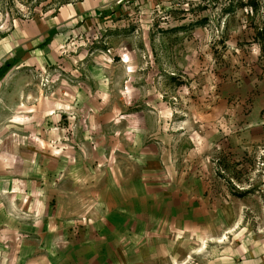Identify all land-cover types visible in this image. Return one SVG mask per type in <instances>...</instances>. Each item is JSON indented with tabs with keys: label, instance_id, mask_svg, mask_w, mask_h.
Listing matches in <instances>:
<instances>
[{
	"label": "rangeland",
	"instance_id": "obj_1",
	"mask_svg": "<svg viewBox=\"0 0 264 264\" xmlns=\"http://www.w3.org/2000/svg\"><path fill=\"white\" fill-rule=\"evenodd\" d=\"M19 49L0 264H264V0H0Z\"/></svg>",
	"mask_w": 264,
	"mask_h": 264
},
{
	"label": "trees",
	"instance_id": "obj_2",
	"mask_svg": "<svg viewBox=\"0 0 264 264\" xmlns=\"http://www.w3.org/2000/svg\"><path fill=\"white\" fill-rule=\"evenodd\" d=\"M52 36L48 38V42L51 41ZM24 54L23 50H16L14 57L8 59L3 65L0 66V82L5 78L10 70L16 67L22 60V55Z\"/></svg>",
	"mask_w": 264,
	"mask_h": 264
},
{
	"label": "crops",
	"instance_id": "obj_3",
	"mask_svg": "<svg viewBox=\"0 0 264 264\" xmlns=\"http://www.w3.org/2000/svg\"><path fill=\"white\" fill-rule=\"evenodd\" d=\"M158 213V211L156 210V214ZM5 235V232L4 231H2L1 229H0V237L2 236H4ZM0 242H1V238H0Z\"/></svg>",
	"mask_w": 264,
	"mask_h": 264
}]
</instances>
